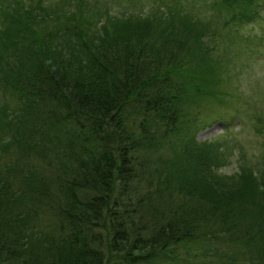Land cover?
I'll return each instance as SVG.
<instances>
[{"label": "trees", "instance_id": "1", "mask_svg": "<svg viewBox=\"0 0 264 264\" xmlns=\"http://www.w3.org/2000/svg\"><path fill=\"white\" fill-rule=\"evenodd\" d=\"M196 1L90 20L97 0H0V87L19 101L0 108V264H264V168L218 174L187 110L229 69L216 12L260 22L264 0L205 18Z\"/></svg>", "mask_w": 264, "mask_h": 264}, {"label": "rangeland", "instance_id": "2", "mask_svg": "<svg viewBox=\"0 0 264 264\" xmlns=\"http://www.w3.org/2000/svg\"><path fill=\"white\" fill-rule=\"evenodd\" d=\"M53 1L52 10L57 6L74 2V0ZM188 1L97 0L95 5L97 8L85 12L83 17L90 20L99 19L103 17L99 10H105L106 6H109L110 12L122 15L137 11L140 13L151 12L156 6L179 7L180 4H183L185 7H189ZM213 1L192 2V6L195 5L193 11H199V14L205 18L212 10ZM178 2L180 4H177ZM216 14L213 20H217L214 21V26L218 30V34L214 37L213 45L222 61L229 65V69L219 72L217 83L210 89V94L203 98L195 97L187 110L189 113H198L194 125V127L196 126L194 128L195 140L212 142L211 144L220 153L218 155L220 162L217 167L218 174L232 175L241 173L239 166H244V162L250 165L249 168H252L251 165L254 163H257L259 169L264 168V2L258 5L260 22L246 21L243 25L228 24L227 26L224 21L227 20L225 17L229 13L222 10L219 13L220 17H217ZM0 15H2L1 8ZM62 22L63 19L47 22L44 26L38 27L37 31L43 33L62 29V26H59ZM228 29L231 31L229 35L230 48L226 43V40H229L226 34ZM234 35L239 38L233 37ZM3 49L1 37L0 50ZM16 93L11 87H0V108L6 103L9 110L16 109L19 102ZM4 137L7 136L4 135ZM215 142H218L217 146L214 144ZM221 149L223 150L222 154ZM215 244V242L211 243V245ZM193 248L192 251L201 250L203 245L195 244ZM178 251L180 256L185 253V249L182 247H179ZM188 262L201 264L198 259H190Z\"/></svg>", "mask_w": 264, "mask_h": 264}]
</instances>
